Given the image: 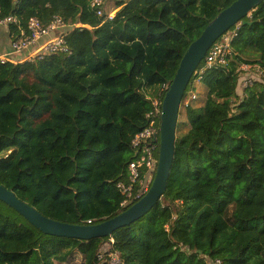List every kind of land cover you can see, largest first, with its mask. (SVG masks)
I'll use <instances>...</instances> for the list:
<instances>
[{"label": "trees", "instance_id": "trees-1", "mask_svg": "<svg viewBox=\"0 0 264 264\" xmlns=\"http://www.w3.org/2000/svg\"><path fill=\"white\" fill-rule=\"evenodd\" d=\"M113 1L123 7L105 20L110 11L97 15L90 0H0V19L17 20L0 26L11 40L33 17L68 26L67 51L0 62V184L52 220L97 224L127 209L117 184L128 181L150 97L164 98L189 45L236 0ZM229 31L230 62L206 70L203 102L184 106L156 206L85 240L46 234L0 200V264H264V84L242 95L238 72L264 68V0ZM153 44L147 83L139 74Z\"/></svg>", "mask_w": 264, "mask_h": 264}, {"label": "water", "instance_id": "water-1", "mask_svg": "<svg viewBox=\"0 0 264 264\" xmlns=\"http://www.w3.org/2000/svg\"><path fill=\"white\" fill-rule=\"evenodd\" d=\"M263 0H236L220 11L184 53L162 102L157 169L148 191L120 214L97 224H69L47 218L0 184V200L14 208L42 232L67 238L89 240L111 235L148 213L164 195L173 164L177 125L186 89L210 47L246 17Z\"/></svg>", "mask_w": 264, "mask_h": 264}, {"label": "built area", "instance_id": "built-area-1", "mask_svg": "<svg viewBox=\"0 0 264 264\" xmlns=\"http://www.w3.org/2000/svg\"><path fill=\"white\" fill-rule=\"evenodd\" d=\"M106 0H90V5L96 10L97 15H103V7ZM114 10L108 12L105 20H111L114 16ZM16 18L10 16L0 19V26H7L15 23ZM68 26L61 17L54 16L49 24H44L37 17L30 18L28 22V31L15 38L10 39V47L7 51L0 50V62H22L42 58L46 54L67 51L65 34ZM235 32H227L219 38L208 50L202 66L196 70V79L193 84L201 82L202 74L214 66H227L232 57L231 42ZM201 65V64H200ZM239 89L242 95L246 90L254 86L258 81L264 84V68L258 64L244 63L238 69ZM196 90V89H195ZM195 90H189L188 105L196 101L197 94ZM186 93V92H185ZM160 93L150 97L152 109L147 114L149 123L146 128L137 133L132 140V147L135 149V158L128 166V181L118 182L117 188L123 193L124 199L121 202V208H128L137 198H141L151 186L149 181L157 169L158 157L156 156L159 147L160 118L162 111L163 98ZM185 97V95H184ZM184 100V98H183ZM184 105V106H185ZM136 189V190H135ZM91 223V221H89ZM102 254L100 258H102ZM112 264L119 263L117 256H112Z\"/></svg>", "mask_w": 264, "mask_h": 264}, {"label": "rangeland", "instance_id": "rangeland-1", "mask_svg": "<svg viewBox=\"0 0 264 264\" xmlns=\"http://www.w3.org/2000/svg\"><path fill=\"white\" fill-rule=\"evenodd\" d=\"M123 6H121L120 8H117V9H114V1L113 0H107L106 1V4H105V8L107 11H111V10H114V16H116L119 11L122 9ZM158 44H153V45H146V49H147V54H146V58H145V63L140 71V77H142L143 79H145L148 82H150V80L148 79V69L150 68L151 66V47H156L158 48ZM161 56H162V59H163V64L164 66H167L170 61H171V58L170 56H167L166 54L164 53H161ZM154 85L152 84L151 85V89H153ZM195 93L197 94V98L196 101H193V104L194 105H199L200 103L203 102V96L205 94V88H204V85H202V83H197L195 84ZM200 97V99H199ZM190 98V93L186 92L185 93V97H184V100L182 101V105H181V108H180V116H179V120L185 122V116H184V105L185 103L189 100ZM186 128H188V125H185ZM81 258L78 256L76 257V259L74 261H79Z\"/></svg>", "mask_w": 264, "mask_h": 264}, {"label": "crops", "instance_id": "crops-1", "mask_svg": "<svg viewBox=\"0 0 264 264\" xmlns=\"http://www.w3.org/2000/svg\"><path fill=\"white\" fill-rule=\"evenodd\" d=\"M6 31L2 28L0 30V50L2 52H5L9 49L10 47V38L6 37ZM153 89H147V94L150 95L151 93H153Z\"/></svg>", "mask_w": 264, "mask_h": 264}]
</instances>
